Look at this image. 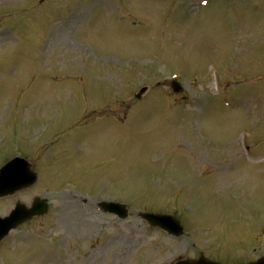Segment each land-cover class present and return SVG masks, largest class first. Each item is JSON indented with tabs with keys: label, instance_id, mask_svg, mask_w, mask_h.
<instances>
[{
	"label": "rangeland",
	"instance_id": "rangeland-1",
	"mask_svg": "<svg viewBox=\"0 0 264 264\" xmlns=\"http://www.w3.org/2000/svg\"><path fill=\"white\" fill-rule=\"evenodd\" d=\"M16 156L39 180L0 216L37 197L49 211L1 242L0 264L264 255V0H0V167Z\"/></svg>",
	"mask_w": 264,
	"mask_h": 264
},
{
	"label": "water",
	"instance_id": "water-1",
	"mask_svg": "<svg viewBox=\"0 0 264 264\" xmlns=\"http://www.w3.org/2000/svg\"><path fill=\"white\" fill-rule=\"evenodd\" d=\"M180 90L179 86H175ZM145 89L141 91L143 93ZM140 96V95H139ZM38 179L36 173L31 169V164L22 158H15L8 162L0 169V197L14 194L22 189L33 185ZM103 206L109 212L118 214L121 218L129 215V209L126 205L118 203H104ZM48 210V203L45 199H35L31 207H27L22 203H17L16 208L7 217H0V242L8 235L11 229L16 228L20 224L32 219L35 216L42 215ZM143 218L151 224L165 228L176 235L183 233L180 223L171 216L157 214H142ZM260 262V261H259ZM259 262L255 264H260ZM178 264H217L200 260L189 262H179ZM264 264V263H263Z\"/></svg>",
	"mask_w": 264,
	"mask_h": 264
}]
</instances>
